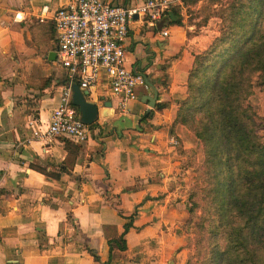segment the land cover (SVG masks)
<instances>
[{
  "label": "crops",
  "instance_id": "obj_1",
  "mask_svg": "<svg viewBox=\"0 0 264 264\" xmlns=\"http://www.w3.org/2000/svg\"><path fill=\"white\" fill-rule=\"evenodd\" d=\"M69 1L0 0V264H196L185 226L196 183L189 151L198 143L175 121L195 56L219 33L207 25L193 34L185 19L173 24L171 10L136 15L127 65L153 82L156 106L142 101L153 89L138 87L123 113L103 80L83 90L100 110L90 139L58 138L45 150L28 121L46 126L69 84L52 21Z\"/></svg>",
  "mask_w": 264,
  "mask_h": 264
},
{
  "label": "trees",
  "instance_id": "obj_2",
  "mask_svg": "<svg viewBox=\"0 0 264 264\" xmlns=\"http://www.w3.org/2000/svg\"><path fill=\"white\" fill-rule=\"evenodd\" d=\"M212 2L220 5L214 13L222 20L221 35L195 56L187 98L175 121L203 147L189 221L202 212L197 225L205 233L197 248L201 264H264V141L260 116L248 102L255 84L264 89V0ZM177 6L170 16L181 25Z\"/></svg>",
  "mask_w": 264,
  "mask_h": 264
},
{
  "label": "built area",
  "instance_id": "obj_3",
  "mask_svg": "<svg viewBox=\"0 0 264 264\" xmlns=\"http://www.w3.org/2000/svg\"><path fill=\"white\" fill-rule=\"evenodd\" d=\"M181 3L182 0H147L132 7L102 0H70L56 10L52 21L57 33L58 61L67 70L69 84L46 126L37 118L28 121L34 139L41 141L45 150L58 138L78 144L90 139L91 126L81 120L72 103V85L76 82L82 90L89 91L106 80L119 100L121 112H129L130 103L139 99L138 87H149L144 77L127 65L130 24L140 14L159 19ZM48 12L49 7L45 6L41 14ZM45 19L40 17L42 22Z\"/></svg>",
  "mask_w": 264,
  "mask_h": 264
},
{
  "label": "rangeland",
  "instance_id": "obj_4",
  "mask_svg": "<svg viewBox=\"0 0 264 264\" xmlns=\"http://www.w3.org/2000/svg\"><path fill=\"white\" fill-rule=\"evenodd\" d=\"M177 7L182 8V16H183V19L186 20L185 25L186 24H188L189 26L191 24L194 25V28L192 31L193 34L199 33L204 27L209 25L210 29H208V30H210L211 32L217 31L219 33V35L217 37H219L221 35L222 20L214 13L215 9L220 8L219 4L213 3L212 0H201L197 4L186 6L184 3V0H182V3L179 4ZM190 34H192V33H190ZM207 49L203 50L199 54L205 52ZM199 54H197V55H199ZM248 102L257 111L258 115L260 116L259 122L261 123V128L259 129V133L263 137V141H264V117H262L259 113L260 107H262V104H264V89L261 88L260 86H258L257 84H255L254 93L249 98ZM184 127L187 129V131L189 132L192 139L196 143H198L197 149H199V151H201V149H203V147H202L200 141L198 140V138L193 134V132L188 127H186V126H184ZM197 149L194 148L193 150L189 151V153H190L189 158L191 159V165L193 166V169H194V174H195L194 177L195 178L198 175L195 172L196 166H197V164L201 163L198 161L199 155H198ZM201 186L202 185L200 184V186H198V187H201ZM196 188H197V181H196V183H194L193 189H191V191H190V201H191V194L193 193V191ZM190 207H191V202H190ZM201 213L202 212L200 210H198V212H197L195 218L192 220V222L189 221V220H191V215L189 213V219L187 220V223L185 226L187 232L190 234L189 235V242L192 245L193 251H194L193 255H191V257H190V262L193 261L196 264H201L199 259H198V256H197V248L199 247V245H198L199 239L201 237L205 236V233L203 231H201L199 229V227H197V225H199V223H200L199 217L201 216ZM204 251H206L205 256L207 258H209L211 253H210V250H208V247H206Z\"/></svg>",
  "mask_w": 264,
  "mask_h": 264
},
{
  "label": "water",
  "instance_id": "obj_5",
  "mask_svg": "<svg viewBox=\"0 0 264 264\" xmlns=\"http://www.w3.org/2000/svg\"><path fill=\"white\" fill-rule=\"evenodd\" d=\"M144 77L147 85L153 89V96H145L142 98L143 102H147L150 108L156 106V101L158 98V90L154 86L153 82L150 81L147 75L141 73ZM73 90V104L78 106L80 109L81 120L87 125H93L100 118V110L96 103L87 100L86 95L88 91H83L79 84L75 83L72 85ZM105 106L111 107L112 102L105 103Z\"/></svg>",
  "mask_w": 264,
  "mask_h": 264
}]
</instances>
